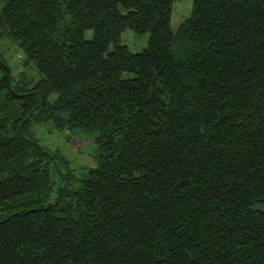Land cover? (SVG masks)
<instances>
[{
    "label": "trees",
    "instance_id": "trees-1",
    "mask_svg": "<svg viewBox=\"0 0 264 264\" xmlns=\"http://www.w3.org/2000/svg\"><path fill=\"white\" fill-rule=\"evenodd\" d=\"M176 1L0 0V264H264V0Z\"/></svg>",
    "mask_w": 264,
    "mask_h": 264
},
{
    "label": "rangeland",
    "instance_id": "rangeland-1",
    "mask_svg": "<svg viewBox=\"0 0 264 264\" xmlns=\"http://www.w3.org/2000/svg\"><path fill=\"white\" fill-rule=\"evenodd\" d=\"M192 0L176 1L173 5L171 27L176 30L179 25L190 14ZM148 33L136 35L131 30L126 29L121 35V42L127 46L130 52L136 53L147 46ZM0 49L3 52L4 58L10 65L14 78L22 61L18 58V53L14 49V45L9 42L0 44ZM29 77L35 79L38 75L32 71H27ZM29 133L40 144L48 147L51 150L57 151L64 160L67 161L69 168L79 174L81 170L92 167L94 161L91 157L93 151V141L91 136L73 134L68 131L59 132L53 128L52 123L46 121H31L28 126Z\"/></svg>",
    "mask_w": 264,
    "mask_h": 264
}]
</instances>
